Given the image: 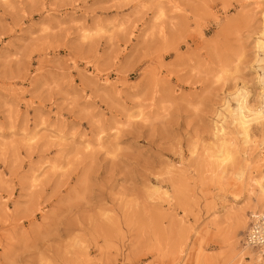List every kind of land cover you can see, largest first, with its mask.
I'll list each match as a JSON object with an SVG mask.
<instances>
[{"label":"rangeland","instance_id":"374dc122","mask_svg":"<svg viewBox=\"0 0 264 264\" xmlns=\"http://www.w3.org/2000/svg\"><path fill=\"white\" fill-rule=\"evenodd\" d=\"M263 22L264 0H0V264H264Z\"/></svg>","mask_w":264,"mask_h":264},{"label":"bare ground","instance_id":"6f19581e","mask_svg":"<svg viewBox=\"0 0 264 264\" xmlns=\"http://www.w3.org/2000/svg\"><path fill=\"white\" fill-rule=\"evenodd\" d=\"M257 48H258L259 51H263V48L264 47H263V41L262 40H259L258 41ZM244 105L245 104H244L243 99H242L241 102H240V106L237 108V112H236V115H235V121H236V124L238 125V127L240 128V130L242 131L243 139L245 140V142L247 144H252L251 146H254L253 145L254 143L252 142L251 138L249 137V124H250V121H251V117H250V115H248V114L245 113ZM260 107L261 108L258 111H255L254 112V115L257 118H259V117L263 118L264 117V101L262 102V105ZM226 133H228V132H226ZM230 138H229V140H226V138L224 137V135H221V136H219L217 138V144L216 145H217L218 149H217L216 159L218 161H223V160H228L229 159V157H230V155L232 153L231 152L232 151L231 149L233 147V142H231L232 139L230 140ZM255 149H256V147H255ZM252 150H254V149H252ZM261 165H262V163H261ZM262 166H264V165H262ZM260 177H258V178H260ZM261 178L264 180V175ZM259 182H260V180H259ZM261 182H262V180H261ZM263 185H264L263 182L261 184L258 183V185H257L258 188L257 189H259V193H260L261 196H258L257 199H256V201L253 204L248 205L247 206V208H248L247 210L257 211V213L259 212L258 214H261V213L264 212V186ZM259 193H258V195H259ZM244 208H246V206ZM239 212H238L239 214L237 213L238 215H237L236 218L239 220V223H241V224L243 223L244 224V222H245L244 213L245 212H243V213H242V211H239ZM253 214H256V213H253ZM250 215L251 214H249V216ZM248 221H249V217H248ZM239 223L237 225H239ZM248 225H249V222H248ZM247 229H248V226H247ZM244 240H245V238H244ZM245 245H246L245 248H249V249L251 248L252 250L255 251V249H253L251 246H249L247 244H245ZM255 254L256 255L258 254L257 260L258 261H261V258H263L262 254L259 253V252H256V251H255Z\"/></svg>","mask_w":264,"mask_h":264},{"label":"built area","instance_id":"2783aa9c","mask_svg":"<svg viewBox=\"0 0 264 264\" xmlns=\"http://www.w3.org/2000/svg\"><path fill=\"white\" fill-rule=\"evenodd\" d=\"M248 222V229L245 233V244L249 245L250 242L256 241V243L249 246L264 257V243H258L259 240L264 241V213L251 214Z\"/></svg>","mask_w":264,"mask_h":264},{"label":"clouds","instance_id":"9594fccd","mask_svg":"<svg viewBox=\"0 0 264 264\" xmlns=\"http://www.w3.org/2000/svg\"><path fill=\"white\" fill-rule=\"evenodd\" d=\"M250 240H251V238H250ZM254 243H256V241L250 242L249 245L254 244ZM258 243H264V241L259 240Z\"/></svg>","mask_w":264,"mask_h":264}]
</instances>
